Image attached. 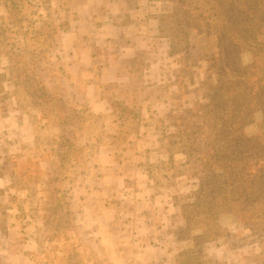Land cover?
Returning <instances> with one entry per match:
<instances>
[{"label": "rangeland", "instance_id": "1", "mask_svg": "<svg viewBox=\"0 0 264 264\" xmlns=\"http://www.w3.org/2000/svg\"><path fill=\"white\" fill-rule=\"evenodd\" d=\"M224 9L0 0V264H264V29L232 56Z\"/></svg>", "mask_w": 264, "mask_h": 264}, {"label": "trees", "instance_id": "2", "mask_svg": "<svg viewBox=\"0 0 264 264\" xmlns=\"http://www.w3.org/2000/svg\"><path fill=\"white\" fill-rule=\"evenodd\" d=\"M215 4L220 8H225L224 10L226 11L224 18H221L222 21L218 29L221 38H224L229 44L232 56L243 49L244 42L257 41L256 33L264 29V0H215ZM254 55L256 57L255 64L258 65L261 61L264 63V52L261 48L254 50ZM227 64L228 62L224 61V66ZM228 70L227 67L221 70V77L217 79V85H214L219 91L217 101L227 99L225 96L229 90L242 86L238 73L233 68H230L235 76L228 78ZM226 90L228 91L225 92ZM231 98L233 97L231 96ZM233 102L237 103L238 107L244 108L247 106L250 108L249 104L251 101L246 94L234 98Z\"/></svg>", "mask_w": 264, "mask_h": 264}]
</instances>
